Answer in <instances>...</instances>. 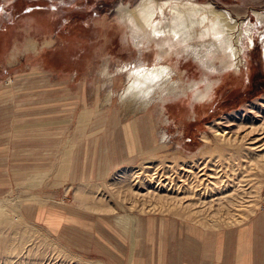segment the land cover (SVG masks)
Returning a JSON list of instances; mask_svg holds the SVG:
<instances>
[{
    "label": "rangeland",
    "instance_id": "rangeland-1",
    "mask_svg": "<svg viewBox=\"0 0 264 264\" xmlns=\"http://www.w3.org/2000/svg\"><path fill=\"white\" fill-rule=\"evenodd\" d=\"M140 1L0 0V221H17L0 227V264H70L69 259L80 264H238L233 239L223 254L205 249L208 236L219 239L251 221H264V174L258 168L264 151L252 150L259 143L242 141L234 143L240 148L235 151L219 150L228 139L264 130V0H191L230 12L243 33L251 29V37H243L238 70L225 69L218 58L202 65L196 53L201 42L162 60L154 44L139 51L117 21L120 6ZM205 47L211 51L212 44ZM138 60L169 66L177 94L147 105L138 96L124 95L128 76L118 70ZM204 81L219 82L215 97L194 105L193 89ZM229 158H235L238 169L233 177L221 169L217 179H208L229 185L221 194L213 190L206 201L213 200L216 214L219 199L228 197L222 200L226 206L241 179L260 205L242 207L245 219H223L228 212L222 205L223 213L203 221L210 226L204 229L180 214L174 218L180 208L147 211L157 199L175 198L164 183L202 181L198 163ZM179 224L203 231L195 252L183 240L188 230ZM177 229L179 239L169 233ZM258 259L264 264V250Z\"/></svg>",
    "mask_w": 264,
    "mask_h": 264
},
{
    "label": "bare ground",
    "instance_id": "bare-ground-1",
    "mask_svg": "<svg viewBox=\"0 0 264 264\" xmlns=\"http://www.w3.org/2000/svg\"><path fill=\"white\" fill-rule=\"evenodd\" d=\"M140 2L137 5H139ZM155 3L157 4V6L161 5L162 3H168L169 4V8H174L175 12L178 15H172L171 12L169 11V8L163 9L162 14L161 15H157L155 17V19L152 21L153 26L155 27L154 29L147 27L137 17L136 18L137 30H136L135 33L129 27V25L127 24L126 20H124V22L121 23L123 25V27H125V30H126V33H127V36H128L127 39L130 40L131 42H133V44L139 48V51H141L140 47H142V46H145V48L147 49V48H151V46L154 44V45L157 46L159 52H161V56L162 57H160V60H162V58L166 54L169 55L171 53H173V54L175 53L177 55H180L181 54L180 50H182L181 52L187 53V50L198 46V44L195 45V43H200L201 42V43H203V46L201 47V49L197 50L196 53H197V56L201 58L202 65L207 66L206 65L207 62L211 64L212 60L218 58V59L221 60L220 62L222 63V65H223V67L225 69L226 68H234L236 70L239 69V65H241L240 64L241 63L240 57H241V45H242V42H243V37L244 36L251 37L252 31L249 28V30H246V32L243 33L242 30H240V28H239L240 24H238L232 18L230 12L225 11V10H216L210 3L197 4V3H194L191 0H163V1L155 0ZM137 5H135L133 7L120 6L118 8L119 20H123L124 17L127 16L129 13H131L133 16H135V12L133 10L137 7ZM190 5H195V6H199V7H190ZM209 5L211 7H209ZM167 11H168V13L170 15V20H168V21L164 20V14ZM203 15H207L210 20H213L215 23H217L219 25L220 31H222L224 33V42L223 43L224 44H230L231 47L234 50L233 53L231 54L234 57L233 59H231V56L225 54V51L223 49V45L220 42H217L216 40L212 39L210 36H208L206 34L205 29L208 27V25L204 24V26L201 27V19H200V17L203 16ZM255 15L259 19V13H255ZM154 31L155 32L164 33V35L156 36V35H154ZM173 33H176V35H173ZM206 42H209L210 44H212L211 51L206 49V47H205L206 46ZM208 59H210V60L207 61ZM133 68H137V69L138 68H144L147 71H152L154 68H166L167 71H168V75H167V78H162L160 81L156 82L155 84L146 85L145 88H143L140 91L130 92L129 94H127L128 97H133V96L137 97L138 96L139 97L138 99L141 100L142 102L144 101L145 105H147V104H149L150 101H152L155 98L158 99V100H161L164 97H168L170 94H177V91H178V88H179L178 84H177L178 82L173 81L171 79V75H172L173 71H172V69L169 66H166V65H164L162 63H159L158 65H155V66L151 67V66H148V65H144V63L142 61H140V60L136 61L134 63V65L128 66V65L125 64V65L121 66L120 69L118 68L119 69L118 71L121 74H122V72H124L128 76V78L126 80H128L129 82L127 81L128 83H126L125 92L127 91L129 86L131 85V83L135 79L134 77L130 76V72H131V70ZM124 69H128L129 72H125ZM105 71H106V69L104 68V72ZM144 92H148L149 94L147 96H145L143 94ZM123 99H124V96H123ZM255 115H257V114H255ZM218 120L220 122H222L221 119H218ZM262 120H264V119H262ZM231 125L232 124H230V126ZM213 127H214V125L210 126L209 128L212 130ZM230 129L231 128H229V130ZM261 129H259V131H261ZM214 131H215V133L217 132V130H214ZM259 131L254 128V129L250 130L248 133H246L245 136L242 137L240 140L239 139L235 140L236 139L235 137H234V140L228 139V140H226V145H224L223 147L219 148V150L223 149V151L226 150L228 152H231L234 149H240L239 146L236 148L235 147L236 145L234 143H241L242 141H244V142L248 141L251 145H257L259 143V147H256V148L252 147V150L256 151L257 148H259L260 152L264 151V130L262 132H259ZM258 132H259V134L261 133L260 134L261 136L257 135ZM223 133L227 134L226 132H223ZM230 133H231V131H230ZM255 135L258 136V137L254 138ZM204 139H205L206 142H208L206 137H204ZM231 144H233L234 146L232 147ZM247 155H249V153H247ZM235 157H237V156L235 155ZM253 157L256 158L257 156L255 155ZM191 158L194 159L195 157L191 156L190 159ZM255 158L253 159L255 162H257L259 160V167H258L259 171H262L261 173L264 174V156L263 155H261V156L259 155V159L258 160H256ZM193 159H192V161H193ZM219 159H221V157H219ZM196 160H198V159L196 158L193 162H195ZM234 160H235V158H234ZM234 160H230V158H229V159H226V162L223 161L221 163L218 160V161H216V163L212 162L211 163L212 166L210 164H201L200 165L198 163V167L196 166L195 170L198 169L197 172L201 173L200 176L204 177V175L208 174V172H211L210 174H208L209 176L207 178L204 179L202 177V179H203L202 181L193 179L192 183L187 184V185H184V183L186 182V180L184 178H182L184 180L183 185H179L177 182H174V180H171L168 184L164 183V185L169 186L168 189H170V190H167L166 189L167 187L165 188L167 191H170L171 193L176 194L175 198H170L169 196H165V197H168L170 199H164L165 197H163V199H157L156 198L157 199L156 204L152 203L153 206L151 208H147L149 210H147V209L146 210L149 211V212L150 211H157L158 213L159 212L162 213L163 211H166V212H171L172 213V211H169V210H171L172 208H175V210L180 208V212L173 211L172 214L175 215L174 218L176 217V215L180 214V215H182L181 217H183L184 219L187 218L188 220H190L192 222L199 223L200 226L201 225L203 226L202 228H204V226H205V228L210 227V226H207L206 224H204L203 221H210V220L212 221L213 219H216L215 215L217 213L218 214H219V212L223 213V211L221 210V209H223V207L228 212V213H225L226 211L224 212L226 215L224 214L225 217L223 219L229 220V219H232L234 216H237V219H240V218H244L245 219V217H241L244 213L241 216H240L241 213H239V212L242 211V209H243L242 207L252 208V206H254L255 208H258V207L260 208V205L258 206V203L254 202V198H255L256 195L255 196L254 195L251 196V193H253L252 191L254 190L253 188H252V191H249L250 192L249 193L250 196L248 195V192H246V188L245 189L242 188V187H244L243 185H245V187H246V183H243V181L241 182V179H240V177L244 176V174L243 175H241V174L239 175V179H240L238 181L239 187H238V189L234 190V193L230 194L227 205L224 206L226 203L222 202V200L223 199L225 200L226 198L228 199V197L223 198L222 200L219 199L221 202L220 201L217 202V204L219 203V209H218L216 214L212 213L213 210H215V208H213V206L215 205V204L213 205V203H214L213 200L210 201V202L206 201L207 197L212 195L213 190H216L217 193L219 191L220 194H221L222 186L223 187H228V185H229V182L228 183L224 182V180H223V183L220 180L219 183H222V184H219L218 182H216L214 180H212L213 181L212 182V181H210L208 179H217L219 174H223L221 169H223L225 171L224 174H226V176L231 174L230 177H233L232 173L235 174L234 173L235 169L236 168L238 169L237 165L233 164ZM187 162L189 163V162H191V160L187 161ZM201 163H203V162H201ZM180 164H182V162ZM190 165H191V163H190ZM194 165H195V163L192 164L193 167H194ZM160 166H162V165H160ZM174 166H175V164L173 165V167ZM186 166H187V164H186ZM189 167H191V166H189ZM189 167H188V169H189ZM156 168L158 169L157 166L155 167V169ZM179 168H177L178 171L180 170ZM191 168H190V170H191ZM239 168H240V166H239ZM164 169H165V167H164ZM164 169H162V171ZM168 170L171 171L170 169H168ZM172 170H176V169L173 168ZM190 170H188L189 174L193 173ZM164 172H165V170H164ZM164 172H163V174L166 175L165 174L166 172L165 173ZM171 172H172V174L174 173V171H171ZM141 173L142 172H140V174ZM169 173H168V175H170ZM136 174L137 173H135V175ZM144 174L148 175L147 173H145V171L143 172L142 175H144ZM236 174H237V171H236ZM195 175H196V173H195ZM193 176L194 175H192V177ZM136 177H138V175ZM164 177H166V176H164ZM169 177L171 178V175ZM190 177H191V175H190ZM150 178H151V181L154 182V180L152 179V176ZM172 178H174V177L172 176ZM194 178H196V176H194ZM224 178H226V177H224ZM237 178H238V175H237ZM245 178H246V176L244 177V179L242 178V180H247ZM136 179L139 181L138 178H136ZM147 179H149V178L147 177ZM161 179H163V177ZM230 180H231V178H230ZM148 181H150V179ZM181 182H182V180H181ZM161 183H163V182H161ZM247 183H249V182H247ZM156 186H157V181H156ZM248 186H247V189H248ZM159 187H161V186H159ZM179 194L182 195L181 198L178 197ZM158 198H159V196H158ZM188 201L190 202V204H187L184 207L183 205L186 204V202H188ZM223 203H224V205H223ZM246 204H248V205H246ZM251 204H252V206H251ZM222 205H223V207H222ZM206 206H207V208H206ZM142 208H144V204H143V206H141V209ZM164 208H166V209H164ZM141 209H140V211L143 212L144 209H142V210ZM236 212H238V214ZM250 213H251L250 215H253L254 214V210H251ZM234 219H236V218H234ZM219 221H221V217H220ZM16 223H17V221H11V222H8V223H5L4 221H0V227H4L5 228V227H8V226H13ZM213 228H217V227H213ZM35 239H37L36 236H35ZM55 258H57V256ZM61 261H63V259ZM67 261L70 264L71 263L80 264L79 262H75L74 263L70 259L67 260Z\"/></svg>",
    "mask_w": 264,
    "mask_h": 264
},
{
    "label": "clouds",
    "instance_id": "clouds-1",
    "mask_svg": "<svg viewBox=\"0 0 264 264\" xmlns=\"http://www.w3.org/2000/svg\"><path fill=\"white\" fill-rule=\"evenodd\" d=\"M190 7H199L195 5H190ZM209 7H211L209 5ZM169 8L168 3H162L161 5L157 6L155 0H141L140 4L133 10L135 12V16L129 13L127 16L124 17L123 20L117 21V23H123L124 20L127 21L129 27L135 33L137 30V23L136 18L138 17L140 21L145 24L149 28H155L153 26L152 21L155 19L157 15H161L163 9ZM169 11L172 15H178L174 8H169ZM201 19V27L204 24H207L208 27L205 29V32L208 36L212 39L220 42L223 45V49L226 55L231 56V59L234 57L231 55L233 53V48L230 44H224V33L220 31L219 25L215 23L213 20H210L207 15H203L200 17ZM230 19V18H229ZM154 35L161 36L164 33L155 32ZM176 35V33H173ZM125 72H129L128 69H124ZM211 75H215V69H208ZM106 74V73H104ZM102 74V75H104ZM168 71L166 68H154L152 71H147L144 68H133L130 72V76L134 77V81L131 83L127 91L124 95L129 94L133 91H140L145 88L146 85L155 84L156 82L160 81L162 78H167ZM219 87V82L209 84L208 81H204L203 84H197L196 87L193 89L192 101L194 105H204L207 103H211L215 97V90ZM145 96L149 93L144 92ZM123 99V96L121 97ZM194 111V108L192 109ZM162 139L167 141L169 137L167 135L163 136ZM182 147V145H181Z\"/></svg>",
    "mask_w": 264,
    "mask_h": 264
},
{
    "label": "crops",
    "instance_id": "crops-1",
    "mask_svg": "<svg viewBox=\"0 0 264 264\" xmlns=\"http://www.w3.org/2000/svg\"><path fill=\"white\" fill-rule=\"evenodd\" d=\"M179 226L181 227L180 224ZM186 229L188 231L186 230L187 232L186 234H184V236L186 235V237H183V240L189 241V243L193 245V252H195L197 248H199V244H195L196 238H198L197 236H199L198 233H201L202 231L194 227H186ZM174 232L170 231L169 233H171L172 236H177V238L179 239L181 237V229H177ZM263 234L264 221H259V219H256L249 222L245 227L238 230L236 233L225 235V237L223 236L219 239H212V237L209 235L208 240H210V243L206 241L207 243H205V249L207 248L210 252L215 251L220 253L223 251V254L229 253L230 245L232 244L231 239H233L235 249L238 251L240 256V259L237 262L238 264H260L259 259L257 261L255 259L259 257V251L263 252L264 250ZM259 235L261 239H259ZM213 242H215L214 245ZM218 264H227V262L223 261L219 262Z\"/></svg>",
    "mask_w": 264,
    "mask_h": 264
}]
</instances>
